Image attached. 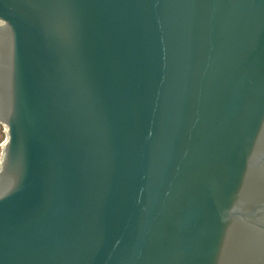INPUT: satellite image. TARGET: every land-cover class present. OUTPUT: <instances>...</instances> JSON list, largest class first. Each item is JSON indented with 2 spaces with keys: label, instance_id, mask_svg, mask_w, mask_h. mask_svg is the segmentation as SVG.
<instances>
[{
  "label": "water",
  "instance_id": "95a60500",
  "mask_svg": "<svg viewBox=\"0 0 264 264\" xmlns=\"http://www.w3.org/2000/svg\"><path fill=\"white\" fill-rule=\"evenodd\" d=\"M0 264H264V0H0Z\"/></svg>",
  "mask_w": 264,
  "mask_h": 264
},
{
  "label": "rangeland",
  "instance_id": "374dc122",
  "mask_svg": "<svg viewBox=\"0 0 264 264\" xmlns=\"http://www.w3.org/2000/svg\"><path fill=\"white\" fill-rule=\"evenodd\" d=\"M6 132H5V126L3 124L0 123V162L2 160V149H3V143L6 139Z\"/></svg>",
  "mask_w": 264,
  "mask_h": 264
}]
</instances>
